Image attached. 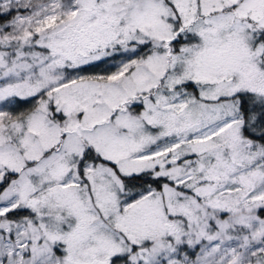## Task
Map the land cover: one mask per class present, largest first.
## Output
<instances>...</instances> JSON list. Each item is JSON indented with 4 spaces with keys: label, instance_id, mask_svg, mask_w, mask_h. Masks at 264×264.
<instances>
[{
    "label": "snow or ice",
    "instance_id": "1",
    "mask_svg": "<svg viewBox=\"0 0 264 264\" xmlns=\"http://www.w3.org/2000/svg\"><path fill=\"white\" fill-rule=\"evenodd\" d=\"M0 264H264V0H0Z\"/></svg>",
    "mask_w": 264,
    "mask_h": 264
}]
</instances>
